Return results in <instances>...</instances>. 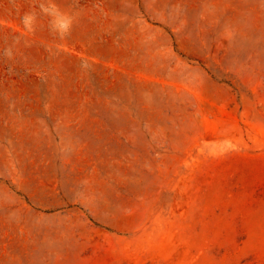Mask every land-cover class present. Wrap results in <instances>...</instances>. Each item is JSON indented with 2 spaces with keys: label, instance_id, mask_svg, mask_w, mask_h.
<instances>
[{
  "label": "rangeland",
  "instance_id": "374dc122",
  "mask_svg": "<svg viewBox=\"0 0 264 264\" xmlns=\"http://www.w3.org/2000/svg\"><path fill=\"white\" fill-rule=\"evenodd\" d=\"M0 264H264V0H0Z\"/></svg>",
  "mask_w": 264,
  "mask_h": 264
},
{
  "label": "clouds",
  "instance_id": "9594fccd",
  "mask_svg": "<svg viewBox=\"0 0 264 264\" xmlns=\"http://www.w3.org/2000/svg\"><path fill=\"white\" fill-rule=\"evenodd\" d=\"M52 8L55 9V5H52ZM33 19L31 14H26L24 17L25 27H29V22ZM72 24V18L65 13H60L59 10H55L53 27L61 32V34L67 33Z\"/></svg>",
  "mask_w": 264,
  "mask_h": 264
}]
</instances>
